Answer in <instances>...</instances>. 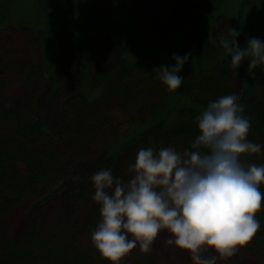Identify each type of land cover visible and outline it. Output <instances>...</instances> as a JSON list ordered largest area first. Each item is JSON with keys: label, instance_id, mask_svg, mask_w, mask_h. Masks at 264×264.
Instances as JSON below:
<instances>
[{"label": "rangeland", "instance_id": "rangeland-1", "mask_svg": "<svg viewBox=\"0 0 264 264\" xmlns=\"http://www.w3.org/2000/svg\"><path fill=\"white\" fill-rule=\"evenodd\" d=\"M40 1L0 0L1 8L5 9L0 11V14L3 12L1 17L5 19V26L0 30V136L9 137L17 129V123L12 122L15 119L14 116L20 113L26 99L34 102L39 120L53 132L58 129L66 114L79 105L81 107L79 110L85 112V115L106 118L108 133L98 139L92 154L79 163L67 154L63 135L55 134L59 167L65 173L62 182L57 183L56 189L51 193H47L48 190L45 187L39 186L40 188L35 192L31 191L24 197L11 201L0 191V205H7L2 219L3 230L0 243L3 241V235L9 241L17 243L23 241L33 228H40L42 225H57V234L75 237L78 246L90 247L92 246L90 234L99 219L98 205L91 199L94 190L90 183V175L101 168L111 167L114 174L124 179L129 178L127 172L129 163L132 162L139 147L149 144L153 146L150 138L145 131H141L139 139L134 143V153L122 152L114 160H112L114 156L111 148L118 142L117 145H119L123 136L129 134L132 128L143 126L147 117L154 112L160 99L166 98L170 93L158 87L148 91L146 88L145 91L140 90L139 85L137 105L130 109H120L109 97L107 90L102 88L104 79L100 72L116 73L119 59L123 55H132V53L137 55L134 61L136 64L139 63V66L141 64L149 67L162 61L161 59L173 60V54H181L182 49L188 47L189 42L191 43L190 48L197 52L200 58L208 61L205 64L219 61L231 66L230 57L224 53L220 40L227 35V28L239 30L240 35L237 37V42L241 48L246 45L249 38L259 35L256 29V15L264 0H253L252 7L241 17L237 12L243 0H215L213 8L218 9L217 13L203 8L201 6L203 0H163L166 8L154 13L153 17L157 22H164L168 26L174 17L191 14L187 7L191 5L197 7L192 12L191 23L184 24L179 30H170L167 34L154 28L150 36L143 37L125 22L124 25L110 32L115 44L106 47L102 53L99 68L89 78L92 87L97 88L96 94L89 103L78 101L75 98L74 94L80 88L79 74L76 71L69 73L64 84H61V86L70 84V89L64 91L63 87L59 90L55 89L49 80L38 77H20L8 66L11 61L18 60L17 57L23 55L24 48H27L26 61L42 71L47 65L48 55L52 54L55 49L57 41L52 36L29 44L24 35L27 29L25 26H34L38 20H42ZM87 1L82 0V3L86 4ZM93 2L95 3V0ZM101 3L100 21L106 22L114 17L124 20L133 15L132 12H126L123 6L114 1L104 0ZM176 5H180L183 9L176 12L173 9ZM68 11L69 8L66 12ZM1 17L0 22H3L4 19ZM218 18L220 24L219 28H216L214 22ZM225 20H230V23ZM144 24L146 28L151 26L147 21ZM198 25L199 28H197ZM196 34L204 35L203 41L199 42L194 37ZM187 65L190 64L187 62L184 66ZM231 68V94L236 95L238 99L246 97L251 102L264 104V72L259 67L254 71H249L247 60H243L237 69L232 66ZM113 78L121 80L118 74ZM131 81L133 85H136L141 84L143 80L135 76ZM132 86L128 87L130 93L134 87ZM177 99L173 98L171 107H174ZM180 100L183 101V99ZM184 104L188 105V102L185 101ZM248 139L264 145V131L257 137H251L248 133ZM32 142L36 143V140L27 141L29 147L32 146ZM169 146L183 151V145L178 140L172 141L167 147ZM252 157L254 159L263 158L264 148L261 153L254 154ZM11 162L7 159L3 161L2 171L6 175L22 170L21 165L17 166L16 163ZM72 213L73 220L70 217ZM166 238L167 233L161 231L153 242L150 253L140 251L137 246L122 258L121 264H142L144 259H147L150 264H191L186 254L171 246L164 247L163 241ZM147 256H150L151 260ZM105 261L101 258V261L96 262L104 264ZM217 264H264V247L251 248L247 244L238 246L234 255L219 259Z\"/></svg>", "mask_w": 264, "mask_h": 264}, {"label": "trees", "instance_id": "trees-1", "mask_svg": "<svg viewBox=\"0 0 264 264\" xmlns=\"http://www.w3.org/2000/svg\"><path fill=\"white\" fill-rule=\"evenodd\" d=\"M103 1L95 0L94 3L93 0H88L86 4H83L82 0H41L42 20H38L34 26H25L27 29L24 35L29 44L52 36L57 41L55 49L48 55L47 65L42 71L26 61L27 48H24L23 55L17 57L18 60L11 61L10 65L8 63L10 69L20 77L49 80L55 89L59 90L63 87L64 91L70 89V84L66 86L61 84H64L69 73L76 71L79 74L80 88L74 94L75 98L89 103L97 92V88L89 83V78L99 68L101 56L106 47L115 44L110 34L112 30L126 22L143 37L150 36L154 28L167 34L170 30H179L184 24L191 23L192 12L194 8H197L193 5L187 7L191 14L174 17L168 26L164 22H157L153 17L154 13L166 8L163 0H111L123 6L126 12H132L133 15L124 20L114 17L104 22L99 19ZM213 1L215 0H203L201 6L210 12L217 13L218 9L213 8ZM252 5L253 0H243L238 8V16H244ZM1 7L0 2V11L5 10ZM68 8L69 11L66 12ZM173 9L180 12L183 8L176 5ZM2 14L3 12L0 17ZM145 21L151 26L146 28ZM4 22L5 19L0 22V30L5 26ZM225 22L230 23V20ZM219 24L218 18L214 26L219 28ZM199 27L198 25L197 28ZM256 29L259 32L256 38L264 40V1L256 15ZM194 37L201 42L204 35L196 34ZM190 46L189 42L188 47L178 54H191L190 63L188 61L190 65L183 66L180 73L184 77L182 85L170 91L166 98L160 99L143 126L132 128L129 134L123 136L119 145H117L118 142L111 148L114 156L112 160L122 152L134 153V143L139 139L141 131H145L157 149L167 147L172 141L178 140L182 143L184 150L190 146L197 135L195 117L210 100L220 95L231 94V66L219 61L205 64L208 61L200 58ZM136 56L133 53L123 55L117 62L116 73L100 72L104 79L102 88L107 90L109 97L120 109H130L137 105L139 85L140 90L144 91L145 88L148 91L154 87L165 89L156 78L153 69L161 65L174 64V60L161 59L162 61L149 67L141 64L139 66V63L136 64L134 61ZM117 74L121 80L112 79ZM135 76L143 80L141 84L133 85L131 80ZM130 86L133 87L131 93L128 91ZM174 97L178 99L174 107H171ZM185 101L188 105L184 104ZM238 102L244 106L243 114L251 121L250 136L257 137L264 131V104L251 102L246 97L238 99ZM80 108L77 105L74 110L68 112L58 129L53 132L39 120L34 102L28 99L24 101L20 113L14 116L19 122L15 119L12 122L17 123V129L9 137L0 136V191L7 196L8 200L24 197L41 186L48 190L47 193H51L56 189L57 183L62 182L65 173L59 167L55 134L63 135L67 154L75 162L79 163L92 154L98 139L108 133V120L100 116L85 115V112L79 110ZM29 139L36 140V143H31V147L27 143ZM6 159L11 160L12 164L16 163L17 166L21 165L22 170L6 175L2 171L3 161ZM244 159L247 163L264 164V157L254 159L252 156H247ZM260 190L264 193V186H261ZM6 207L7 205H0V235L3 230L2 219ZM75 211L78 212V210ZM70 217L73 220V213ZM256 218L260 221V228L246 243L251 248L264 247V199L261 201V208L256 213ZM101 258L93 246L81 247L77 245L75 237L57 234V225L33 228L23 241L17 243L9 241L3 235V241L0 243V264H98L96 261H101ZM147 258L151 260L150 256ZM141 263L150 264L147 259ZM104 264L108 262L105 261Z\"/></svg>", "mask_w": 264, "mask_h": 264}, {"label": "clouds", "instance_id": "clouds-1", "mask_svg": "<svg viewBox=\"0 0 264 264\" xmlns=\"http://www.w3.org/2000/svg\"><path fill=\"white\" fill-rule=\"evenodd\" d=\"M236 28L220 40L230 64L264 72V40L251 37L238 46ZM190 53L173 54L174 64L153 69L168 91L178 89ZM234 94L210 100L195 117L197 135L183 151L175 147L138 148L128 179L111 167L90 175L98 222L90 242L108 264H121L131 250L150 253L161 231L165 248L186 254L191 264H217L235 254L259 230L256 213L264 193V164L247 163L264 145L248 139L251 121ZM210 252L211 254H206Z\"/></svg>", "mask_w": 264, "mask_h": 264}]
</instances>
